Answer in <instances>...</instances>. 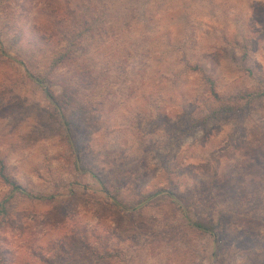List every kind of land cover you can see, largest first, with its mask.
<instances>
[{
	"label": "rangeland",
	"instance_id": "374dc122",
	"mask_svg": "<svg viewBox=\"0 0 264 264\" xmlns=\"http://www.w3.org/2000/svg\"><path fill=\"white\" fill-rule=\"evenodd\" d=\"M40 1L0 0V206L7 213L0 216V264H29V245L47 248L74 229L70 222L53 232L52 208L64 203L71 215L82 209L72 218L80 231L109 232L110 264H264L247 237L225 230L235 219L240 228L254 220L264 231L255 218L262 172L239 165L261 137L264 99L178 141L159 121L177 126L211 77L223 97L264 92V0H52L88 21L82 50L62 72L42 53L46 46L38 54L29 44L34 23L44 20ZM79 65L87 74H64ZM68 87L78 92L65 115L77 118L83 137L81 170L63 126L47 115L53 111L44 89L65 105ZM91 173L108 180L109 194L130 215L106 201ZM209 176L218 190L205 185L193 194ZM3 177L54 200L11 197ZM160 189L174 197H153ZM182 209L191 221L218 222L217 238L193 230Z\"/></svg>",
	"mask_w": 264,
	"mask_h": 264
},
{
	"label": "trees",
	"instance_id": "16d2710c",
	"mask_svg": "<svg viewBox=\"0 0 264 264\" xmlns=\"http://www.w3.org/2000/svg\"><path fill=\"white\" fill-rule=\"evenodd\" d=\"M49 2L50 3L47 4V0H43L41 2V8H38L37 15H39V18H42L43 16L44 20L42 23H40V21L39 23H34L35 25H33L34 27L31 28V33L29 35L33 39L29 41V44L31 42V45L37 50L38 54H41L43 48L46 46L48 50H45L42 53H44L45 55L52 54L53 69L55 71L59 70V72H62L61 70L64 69V67L75 61L77 52L79 50H82L80 47H78L79 41L84 38L83 32H87L86 26L88 24V21L80 18L79 16H76L75 11L72 10L70 6L54 4L52 0H49ZM31 8H33V6H31ZM78 28L84 29H79L81 31H76L78 30ZM18 32V35L14 34V38L16 36L17 39L16 42H19L21 40V32ZM77 70L78 72H72L68 70L67 72H64V74L72 73L70 76L73 77L87 74L86 66L79 65V68ZM30 77L33 78L35 82L43 84V81H38V79L34 78L33 75H30ZM211 78L208 79L209 84L205 94H200L198 96L195 93L193 94V99L189 101L190 103L188 105V109L177 126L172 127V125L168 123V120L159 119L160 122H162L163 124H168L171 129H173L175 134L171 137V139L178 141L189 136L199 129H204L211 123L223 120L225 118H234V116H239L240 114L242 115L247 112L246 110H250V108L254 107L257 102H261V100L255 99H264V92H248L247 89L244 90L243 95L238 94L234 95V97L230 96V98L228 97V95H225L226 97H223L222 93H220L218 89L216 81L212 80ZM44 93L46 94L53 111V113L47 112V115L51 120H54L57 124L63 126L65 133L64 138L74 158V167H76L77 170H81L79 164L85 157V153L83 152L84 145L82 144L83 137L81 136L79 128L76 124L77 118L75 117L71 121L65 115V112L68 111V107L69 109L72 108L69 103L74 102V97L78 95L77 89L69 87L67 88V90L64 89L62 97H64L66 100L65 105L59 104V99H57L50 90L44 89ZM197 109L199 112L203 113L200 117L195 116V111ZM77 116L79 117V114ZM252 130L255 131L254 129ZM261 132L262 133L260 138L256 137L253 142H250V144L252 143L253 145H251L254 146L252 148L250 156H248L250 159L248 161L247 159H244L243 162L239 165L242 169H248L249 167L257 168L260 172H262L260 173L262 176V180L256 188V191L258 192V200L256 204L260 205L261 209L255 208V218L257 220L260 219L264 222V128ZM241 152H248V149L245 147ZM91 174V176L98 182V184L102 188V192L104 198H106V201H108V203H110L112 206L122 210L123 212H127V214L130 215L128 213L129 210L116 199H113L109 194L106 186L108 180L104 178L100 173ZM242 178V176L239 177L241 183ZM215 179L216 176H209L208 182H204V180H201V182L196 183L193 189V194H196L197 192L198 196H200L201 194H199V191L205 185L209 187L210 192L213 189L218 190L217 187L220 186V182H215ZM3 180L11 187V194L9 195L11 197L14 194H17L28 197L29 199H47L50 201L54 200L53 196L49 198H37L31 193L28 194L15 181H9L7 177H3ZM117 183L118 181L115 182V184ZM209 189L207 191H209ZM243 189L244 188H242L241 185L236 188V190H240L241 193L244 192ZM157 195H166L167 197L169 196V198L174 197V194L166 192L162 189L154 193L152 196L156 197ZM242 198H244V195L242 196ZM6 200L8 199H5L4 201ZM2 205L0 206V216L3 215L5 217L7 213L5 211V207H3ZM81 210L75 211V213L71 215V213L67 211L66 203H64L63 205L58 204L52 208V212L56 214V219L52 220H55L57 222V225L55 227L56 229L53 232H57L59 230H62L63 228H67L70 222L74 223V229L67 228L66 232L61 237H59L58 241L50 244L47 248L40 247L38 243L36 245H29V264H110L107 263V255H109V243H107V239L109 236V232L105 231L103 236H94V234L90 232L88 233L85 227L82 228L83 231H80L77 228L78 225L72 218L79 215ZM130 213L132 214L133 212H131L130 210ZM182 216L185 220H187L188 225L193 230L202 234H208L214 239L217 238L218 233L216 226H218V222L213 225V220L211 219L206 220L205 223L199 221H191L184 209H182ZM234 221L235 219H233V223H231L232 221L226 222L225 227H228L225 230L229 231L232 234L234 233V235H236L238 232L240 236L247 237L249 242L252 243L254 247L258 248V253L261 252V254H263L262 257L264 259V244L260 242L262 239H264V231H257L260 230L258 229L259 225L254 220H252V222H248L246 228H240L241 226H237ZM251 228L256 231H251ZM31 235H29V237ZM92 239L96 240L100 244L98 246L95 245ZM251 252L255 254L254 249H252ZM217 254L218 252L216 251L213 256L217 258Z\"/></svg>",
	"mask_w": 264,
	"mask_h": 264
}]
</instances>
